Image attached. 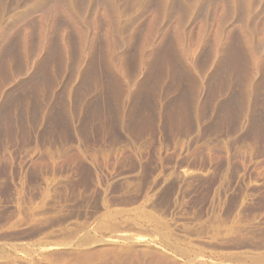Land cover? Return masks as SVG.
Here are the masks:
<instances>
[{
  "label": "rangeland",
  "instance_id": "rangeland-1",
  "mask_svg": "<svg viewBox=\"0 0 264 264\" xmlns=\"http://www.w3.org/2000/svg\"><path fill=\"white\" fill-rule=\"evenodd\" d=\"M0 264H264V0H0Z\"/></svg>",
  "mask_w": 264,
  "mask_h": 264
}]
</instances>
